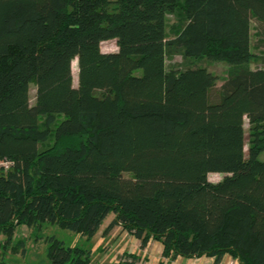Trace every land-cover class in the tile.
I'll list each match as a JSON object with an SVG mask.
<instances>
[{
	"label": "trees",
	"instance_id": "1",
	"mask_svg": "<svg viewBox=\"0 0 264 264\" xmlns=\"http://www.w3.org/2000/svg\"><path fill=\"white\" fill-rule=\"evenodd\" d=\"M111 39L118 51L103 52ZM175 55L229 66L216 98L218 77L169 71ZM261 64L264 0H0V159L13 162L0 169V236L53 223L91 239L112 214L105 235L120 225L169 261L264 264ZM91 255L50 238L51 264Z\"/></svg>",
	"mask_w": 264,
	"mask_h": 264
},
{
	"label": "rangeland",
	"instance_id": "2",
	"mask_svg": "<svg viewBox=\"0 0 264 264\" xmlns=\"http://www.w3.org/2000/svg\"><path fill=\"white\" fill-rule=\"evenodd\" d=\"M176 17L171 15L168 17V36H174L173 26L176 23ZM259 22L255 19L251 21V40L252 50L254 54H261L262 47L259 45ZM103 52H116L118 46L116 39L104 41L102 43ZM260 63L254 66H260ZM264 66L263 64H261ZM189 66H206L217 77L218 81L216 87L212 91V96L217 97L218 90L224 83V78L227 76L229 66L223 62H209L205 59L184 58L181 55H175L167 58V69L169 71H180ZM73 84L78 86V65L77 61H73ZM140 70L135 74L139 75ZM36 96V86L30 85V102L34 104ZM248 120L245 119V129L248 138ZM247 151V147H246ZM259 159L264 161V151L260 154ZM128 175V174H127ZM224 177L222 173H211L208 179L212 182L221 181ZM113 217L111 214L106 219V224ZM111 222V221H110ZM121 229L115 227L110 234L104 235L98 233L91 239L83 237L81 234L73 232L68 229L59 227L53 223H45L37 227H28L20 225L13 240L10 243L6 242L4 236H0V264H51L48 256V247L50 245V238L52 236L62 240L65 245L80 246L91 251V264H126L124 261L127 253L139 252L140 249L135 243L131 241L132 237L129 235L122 238ZM20 242H23L21 245ZM126 260V259H125ZM130 262V261H129Z\"/></svg>",
	"mask_w": 264,
	"mask_h": 264
},
{
	"label": "crops",
	"instance_id": "3",
	"mask_svg": "<svg viewBox=\"0 0 264 264\" xmlns=\"http://www.w3.org/2000/svg\"><path fill=\"white\" fill-rule=\"evenodd\" d=\"M113 217L109 220L107 224L105 223L106 222L105 220L100 230L96 234L98 233L104 234V230L106 229L110 221L113 219ZM115 227L121 229L120 233L122 238H126L127 236L130 235L132 237L131 241L135 243L137 247H139L140 249L139 252H132L133 254H136L138 256L135 264H215V257H209V256H202L195 258H185L182 256H178L175 260L169 261L167 258H164L162 256L163 245L159 241L151 239L146 247H142L141 241L137 239L135 236H133L131 233H129L127 230H124L122 226L118 225ZM113 229H111L107 234H110ZM231 261H233L234 264H239L238 261L234 260L230 255H225L219 264H228Z\"/></svg>",
	"mask_w": 264,
	"mask_h": 264
},
{
	"label": "built area",
	"instance_id": "4",
	"mask_svg": "<svg viewBox=\"0 0 264 264\" xmlns=\"http://www.w3.org/2000/svg\"><path fill=\"white\" fill-rule=\"evenodd\" d=\"M13 162L10 161V160H1L0 159V169H3V170H8L9 168H11ZM228 264H234L233 261H231L230 263Z\"/></svg>",
	"mask_w": 264,
	"mask_h": 264
}]
</instances>
